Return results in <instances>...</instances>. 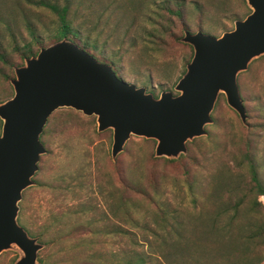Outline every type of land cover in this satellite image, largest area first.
<instances>
[{
    "label": "rangeland",
    "instance_id": "1",
    "mask_svg": "<svg viewBox=\"0 0 264 264\" xmlns=\"http://www.w3.org/2000/svg\"><path fill=\"white\" fill-rule=\"evenodd\" d=\"M162 1L75 0L77 8L80 9L79 14L89 22L98 21L100 18L101 26L113 17L110 30L115 34L107 47L110 51L120 48L121 52H130L122 57L118 73L130 83L147 86V90L152 88L155 94L163 90L176 92L173 86L183 73L182 70H185L187 63L184 61L190 55V49L185 45L187 43L180 40L184 31L182 34L177 31L180 42L173 38L158 40L159 51H147V45L142 41L144 30L149 26L147 18L152 5L156 6ZM187 1L186 11L190 17L187 25L190 32L198 30L197 16L203 23L202 32L219 36L222 32L232 29L236 19H243L250 12L245 0ZM196 5L201 7L202 13L196 9ZM54 22L53 16L45 10L23 4L21 0H0V39L6 43H9L11 35L30 39L26 29L29 23L45 37ZM133 23L134 26L129 29ZM128 30L129 34L126 35ZM122 41L124 45L121 47ZM52 42L47 38L44 40L45 46ZM133 43L137 45L131 51L128 48ZM139 52H144L141 54L142 59L139 58L141 64L136 59ZM237 82L246 108V124L241 122L238 114L227 104L224 94L220 93L211 113L213 123L206 125L207 134L188 141L187 152L181 154V158H174L177 160L175 162L165 161L164 157L152 158L155 140L153 142V139L136 136L127 141L123 151L113 160L110 154L111 129L98 132L95 116H86L72 108L55 110L41 133L46 152L40 156L38 170L33 177L35 184L25 189L22 195V213L19 210L18 223L30 233L42 228L46 231L45 234H54L57 228L47 231V225L53 220V215L59 216L69 210L92 207V212L86 213L82 218L91 216V219H94L102 216L103 221L97 225L105 226L106 230L117 231L99 237L94 246L83 243L77 251L57 255L56 264H92L84 260L90 248L97 254L104 255L107 260L128 259L129 255H133L129 253L132 250L142 252L146 256L158 254L165 260V256L160 253L163 239L170 240L171 232H181L183 224L188 230L201 228L198 224L199 214L189 202L187 181L197 184L198 195L199 189L216 182L225 190L234 187L246 177V169H241L245 164L240 167L241 151L244 150H260L258 156L264 173V55L254 59L246 71L239 73ZM2 88L3 84L0 83V94L3 92ZM134 168L139 169L136 172L138 175L144 173L153 176L152 184L145 186L147 196L151 198L153 185L158 188L164 198L162 204H166L173 211L171 223L156 217L153 206L147 201L142 204L146 208L143 216L137 220L132 217L125 218L115 208L114 197L118 191H122L117 190L122 188L118 179L126 180L128 185L132 184ZM80 183H84L83 189L79 187ZM126 192L127 198L130 199L131 189ZM221 219H228L226 213L221 212ZM63 221L66 226L69 225L70 219ZM69 227L62 233H68ZM88 234L83 231L73 234L71 238L68 236L54 248H46L44 245L45 249L42 248L38 256L45 253L54 260L52 249L56 251L68 248L78 238L87 239ZM18 256L17 249L4 251L0 254V264H14ZM162 262L173 264L172 259Z\"/></svg>",
    "mask_w": 264,
    "mask_h": 264
},
{
    "label": "water",
    "instance_id": "2",
    "mask_svg": "<svg viewBox=\"0 0 264 264\" xmlns=\"http://www.w3.org/2000/svg\"><path fill=\"white\" fill-rule=\"evenodd\" d=\"M250 12L219 36L184 30L180 40L193 49L173 89L156 97L147 87L116 76L112 66L68 38L24 58L10 79L13 94L0 102V254L17 249L14 264H41L44 244L18 223L23 191L35 184L40 135L59 108L95 116L96 130H112L111 158L131 136L155 140L154 156L178 158L187 142L207 134L220 93L246 124L237 77L264 55V0H245Z\"/></svg>",
    "mask_w": 264,
    "mask_h": 264
},
{
    "label": "trees",
    "instance_id": "3",
    "mask_svg": "<svg viewBox=\"0 0 264 264\" xmlns=\"http://www.w3.org/2000/svg\"><path fill=\"white\" fill-rule=\"evenodd\" d=\"M21 2L45 10L53 16L55 22L52 28L47 30L48 35L45 37H42L37 29L30 26L29 23L26 29L30 39L17 38L15 35L10 36L9 43L0 39V83L3 84L0 101L13 93L10 79L14 76V67L23 63L25 57L35 55L40 48L45 47L44 40L46 38L49 42L68 38L98 60L111 64L116 72H118V67L123 60L122 57L126 53H130L129 51L121 52L120 48L117 51H110L107 47L115 34L113 30H110V22L113 17L100 26V18L98 21L89 22L82 14H79L80 9L77 8L75 0H21ZM187 4V0H163L156 6L155 4L152 5V10L147 18L149 26L144 30L145 36L142 39L143 43L147 45L148 52L154 51L156 53L159 51L158 40L165 41L167 38H173L180 42L178 37L180 35L177 34V31H180L181 34L184 30L191 31L187 25L190 20L186 11ZM196 9L202 13L199 5H196ZM196 23L198 29L203 30V23L198 16ZM133 26L134 23L129 29ZM129 31L126 35L129 34ZM123 41L121 47L124 45ZM136 45L137 43H133L128 49L132 51ZM185 45L190 49V55L184 61L186 64L190 60L193 50L189 44ZM142 53L139 52V57L136 58L140 64L139 58L142 59ZM152 141L154 142V140ZM259 152L260 150L241 151L242 164L240 167L245 164L241 169H246V177L228 190L223 189V186L216 182L199 189L200 194L198 195L197 189L199 187L197 184L194 181L186 182L189 202L195 212L199 214L197 217L201 228L188 230L183 224L181 232L177 234L171 232L172 238L170 240L163 239L161 249L164 252L161 250L160 253L165 256V260H162L158 254L146 256L142 252H133V250L129 252L133 255H129L130 258L128 259L118 261L114 258H108L107 260V258L104 259V255L97 254L90 247V251L87 252L84 260L92 264H165L162 261L169 262L171 259L173 264L177 262V264H262L264 262V173L263 165L258 156ZM180 156L183 157V155ZM151 157L156 158L152 153ZM163 159L168 162L177 161L176 159ZM138 170L134 168L133 182L130 185L126 180L118 179L122 188L117 190L122 191H118L114 197L115 208L125 218L132 217L137 220L143 216L146 208L142 204L147 201L153 206L156 217L171 223L173 211L166 204H162L164 198L158 188L153 185L151 198L147 196L145 186L147 187L148 183L152 184L153 176L144 173L138 175L136 173ZM84 186V183L79 184L82 189ZM129 188L132 192L130 199L126 196V191ZM20 205L21 201L19 202ZM20 212L22 213V208H20ZM91 212L92 207H82L79 210L63 212L59 216L53 215V220L47 225V231L57 228L54 234L48 232L45 234L46 231L42 228L31 231L32 233L28 232L38 236L39 241L46 248L48 246L54 248L62 240H66L68 236L71 238L73 234L83 231L89 233L87 239L78 238L68 248H60L56 251L52 249V258L56 260L59 254L66 255L68 251L70 253L77 251L83 243L94 246L98 243L99 237L111 235L117 231L106 230L105 226H98L97 223L103 221L102 216L94 219H91V216L82 218L85 217L86 213ZM221 212L226 213V218H228L226 221L221 219ZM68 218L70 219L69 225L64 226L63 219L67 220ZM68 226H70L69 232L63 234L62 232ZM200 235H203L202 238L199 237ZM38 260L43 264H56L58 261L50 259V256L45 253L38 256Z\"/></svg>",
    "mask_w": 264,
    "mask_h": 264
},
{
    "label": "flooded vegetation",
    "instance_id": "4",
    "mask_svg": "<svg viewBox=\"0 0 264 264\" xmlns=\"http://www.w3.org/2000/svg\"><path fill=\"white\" fill-rule=\"evenodd\" d=\"M95 58H96V57H95ZM97 59H98V58H97ZM102 62H103V61H102ZM105 63H107V62H105ZM108 64H109V63H108ZM110 65H111V64H110ZM111 66H112V65H111ZM112 68H113V66H112ZM113 70H114V68H113ZM114 71H115V70H114ZM183 73H184V72H183ZM183 73H182V74H183ZM115 74H116V76L119 77L120 79H122V80L128 82L127 80L123 79L122 76H121L118 72L115 71ZM182 74H181V75H182ZM181 75H180V76H181ZM180 76H179V77H180ZM146 87H147V86H146ZM147 91H151V92L153 93V95L156 96V97L159 95V94H155V93L153 92V89H152V88H150V89L147 90ZM159 93H160V92H159ZM173 94H177V92H175V93H173ZM205 128H206V126H205ZM42 132H43V131H42ZM40 136H41V135H40ZM131 137H132V136H131ZM131 137H130V138H131ZM40 138H41V137H40ZM130 138H129V139H130ZM129 139H128V140H129ZM128 140H127V141H128ZM41 142H42V141H41ZM126 143H127V142H126ZM126 143H125V145H126ZM44 147H45V146H44ZM124 148H125V146H124ZM39 160H40V158H39ZM33 177H34V176H33ZM22 227H24V226H22ZM24 229L26 230L25 227H24ZM30 236H31V235H30ZM33 237H35V236H33Z\"/></svg>",
    "mask_w": 264,
    "mask_h": 264
}]
</instances>
